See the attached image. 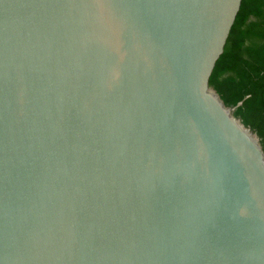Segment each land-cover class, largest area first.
Returning <instances> with one entry per match:
<instances>
[{"label": "water", "instance_id": "water-1", "mask_svg": "<svg viewBox=\"0 0 264 264\" xmlns=\"http://www.w3.org/2000/svg\"><path fill=\"white\" fill-rule=\"evenodd\" d=\"M242 0H0V264H264V147L210 85Z\"/></svg>", "mask_w": 264, "mask_h": 264}, {"label": "trees", "instance_id": "trees-1", "mask_svg": "<svg viewBox=\"0 0 264 264\" xmlns=\"http://www.w3.org/2000/svg\"><path fill=\"white\" fill-rule=\"evenodd\" d=\"M210 85L264 147V0H242Z\"/></svg>", "mask_w": 264, "mask_h": 264}]
</instances>
